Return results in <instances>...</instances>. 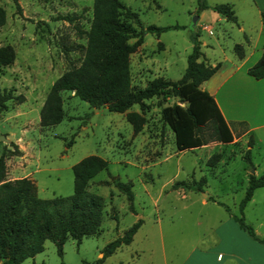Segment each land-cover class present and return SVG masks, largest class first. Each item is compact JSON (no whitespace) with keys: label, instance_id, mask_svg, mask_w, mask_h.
Wrapping results in <instances>:
<instances>
[{"label":"rangeland","instance_id":"rangeland-1","mask_svg":"<svg viewBox=\"0 0 264 264\" xmlns=\"http://www.w3.org/2000/svg\"><path fill=\"white\" fill-rule=\"evenodd\" d=\"M122 1L137 12L144 26L179 25L160 33L147 31L130 53L135 87H143L157 76L179 78L192 49V33L198 32L200 41L208 42L201 43V48L210 57L231 55L234 43L246 46L251 37L253 44L258 34L259 18L251 0ZM200 1L228 2L239 22L244 21L245 31L225 17L216 20V14H221L210 7L202 9L203 15L194 22V16L201 14ZM18 4L0 0L6 10V20L0 25V46L9 43L15 49L14 60L0 65V91L10 89L12 95L5 101L6 107L0 108V134L8 138H0L5 178L29 176L40 197H52L73 193L72 165L82 157L98 154L107 159L108 167L98 171L87 187L104 197L98 232L80 241L68 236L62 253L54 241L46 239L41 251L17 264H191L195 258L209 264H237L226 255L215 261L218 249L198 257L207 246L230 250L229 244L219 245L218 226L226 219L238 224L234 215H242L264 239V186L254 190L242 209L239 206L248 175L255 173L253 166L259 173L264 169V134L250 132L256 138L252 162L245 154L250 134L222 142L213 139L211 121L201 132L207 143L179 149L162 107L175 102L185 106L187 101L155 95L145 99L143 110L133 104L129 110H137L145 118L142 129L134 132L127 111L94 107L72 90L61 92L63 118L55 124H41L40 109L52 82L72 63H80L83 56L79 44L87 42L85 31L91 25L93 0H18ZM206 24L210 28L203 27ZM201 59H205L204 54L198 57ZM18 94L24 96L22 101ZM242 129L240 126L236 131L238 136ZM216 152L220 158L210 163L209 157ZM118 181L131 184L132 204ZM137 219L141 224L131 240L108 251L106 244ZM226 233L222 234L228 237ZM255 242L257 246L249 248L250 254H245L240 264H264V242Z\"/></svg>","mask_w":264,"mask_h":264},{"label":"trees","instance_id":"trees-1","mask_svg":"<svg viewBox=\"0 0 264 264\" xmlns=\"http://www.w3.org/2000/svg\"><path fill=\"white\" fill-rule=\"evenodd\" d=\"M17 6L18 0H15ZM210 7L226 19L237 21V15L228 2L206 4L200 1L198 13ZM71 19V16H68ZM6 20V10L0 5V25ZM134 22L138 23L137 26ZM178 24L142 25L135 10L122 0H93L91 25L85 31L86 44H79L83 49L80 63H72L51 84L40 109V123L51 125L59 122L64 115L63 90H72L80 98L94 107L106 106L109 110L127 111V119L132 123L134 132L142 129L145 120L137 110H129L133 104L144 109L145 99L152 96H177L180 101H187L185 106L175 102L162 107V116L175 133V143L179 149L193 148L208 142L201 134L208 121L212 123L213 139L228 142L233 134L224 120L214 97L201 88L219 66L211 64L203 55L199 33L191 34L192 49L187 56V65L183 74L177 78L157 76L143 87H135L131 82L130 53L142 42L147 31L160 33ZM135 40L130 42L129 39ZM234 50L243 55L242 45L234 44ZM15 58L13 45L0 46V65L11 63ZM248 73L256 78L264 76V49L259 58L247 68ZM11 90L0 91V108H5V101L10 98ZM22 101L24 96L18 94ZM71 143V140L68 144ZM253 140H248L251 146ZM252 162L250 147L245 152ZM219 152L212 153L210 163L220 158ZM108 167L104 157L91 153L72 165L74 190L69 195L40 197L36 183L29 176L12 179L5 178L6 162L0 155V261L1 264H17L28 256L44 248V241H54L60 253L62 244L68 236L80 241L85 235L95 234L100 229L104 207L103 195L90 191L89 180L100 170ZM185 185L184 182H179ZM121 188L133 203L134 192L131 184L118 181ZM264 186V169L261 173H249L248 185L240 200V209L250 200L255 188ZM195 186L193 185V188ZM196 188V187H195ZM239 226L252 238L264 242L254 230L252 224L242 215H234ZM141 224L137 219L125 232L109 241L106 249L110 251L121 243H128ZM82 262L81 264H86Z\"/></svg>","mask_w":264,"mask_h":264},{"label":"crops","instance_id":"crops-1","mask_svg":"<svg viewBox=\"0 0 264 264\" xmlns=\"http://www.w3.org/2000/svg\"><path fill=\"white\" fill-rule=\"evenodd\" d=\"M252 4L256 7V13L259 18L258 34L253 44L251 37L247 39L246 46L238 42L242 45V56H239L234 51L231 55L223 53L221 57H210V55H207L206 50H202L205 61L211 64L220 62L217 69L205 79L200 86L214 97L224 120L229 126L233 134V139L228 142H233L239 138L248 136L251 131L264 134V76L256 78L247 71V68L259 58L264 49V0H251V5ZM203 13L204 12L201 11L199 16H202ZM223 18V15L216 14V20L220 21ZM233 22L239 25V29L245 31L246 27L243 20L239 22V18L237 17V21ZM203 27L210 28L207 24L203 25ZM201 43L204 45L208 44L206 41H202ZM232 124L237 125L236 129L233 128ZM240 126H242L243 129L241 130L242 134L238 136L236 131L240 130ZM250 138H252L254 144L256 141L255 136L250 134L248 140ZM248 140L247 148L250 147L251 151L253 144L249 146ZM253 170L256 174H259L255 166H253ZM250 199H252V197ZM231 221L230 219H226L221 221V224L218 226L220 235L218 237L219 245H224V243L229 244L231 245L230 250L224 252L222 249L217 248V246H207V249H204L198 257L202 258L204 256L203 254L207 251L210 252L211 249H213L212 253L218 249V253L215 254V261H221L223 256L226 255L229 261L236 259L237 264H240V261L245 258V254H250L249 248L251 250L252 246H257L255 239L238 224ZM220 229H222L221 233ZM227 231L228 233H226ZM223 232H225L228 237H225L222 234ZM190 257L191 255L189 253L186 262ZM191 264L209 263L201 262V260L199 261L195 258ZM227 264L233 263L229 262Z\"/></svg>","mask_w":264,"mask_h":264},{"label":"water","instance_id":"water-1","mask_svg":"<svg viewBox=\"0 0 264 264\" xmlns=\"http://www.w3.org/2000/svg\"><path fill=\"white\" fill-rule=\"evenodd\" d=\"M198 16V14L194 16V22L197 20ZM0 138H3L6 141L8 140V138L4 134H0ZM204 196H206V193L204 194Z\"/></svg>","mask_w":264,"mask_h":264}]
</instances>
